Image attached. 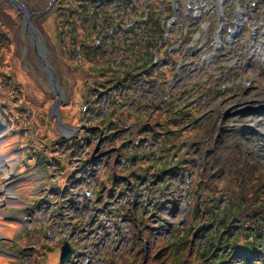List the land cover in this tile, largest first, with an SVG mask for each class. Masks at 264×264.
<instances>
[{"label": "rangeland", "instance_id": "rangeland-1", "mask_svg": "<svg viewBox=\"0 0 264 264\" xmlns=\"http://www.w3.org/2000/svg\"><path fill=\"white\" fill-rule=\"evenodd\" d=\"M14 2L30 11L28 25L37 54L23 27L24 14L10 6L7 12L19 24V36L14 41L16 35L0 26V264H59L63 242L75 250L63 264H133L135 257L137 264H146L150 254L165 263V256L177 248V255L181 253L182 244L191 252L200 250L217 225L203 228L202 238L196 229L187 231L190 221L195 225V195L204 192L198 197L201 206L217 205L218 212L227 200L223 194L215 203L218 196L210 194L211 189L198 188L206 150L199 156L193 124L214 116V108L234 90L249 103L223 106L226 116L218 120L217 132L226 121L228 130L235 131L229 146L240 145L264 168V109L258 110L264 106V0L253 11L250 0H94L101 7L94 30L89 17L77 13L63 21V13H48L50 3L44 2L46 16L39 30L33 20L40 13H33L22 0ZM236 5L246 12L244 18L238 19ZM159 21L161 36L156 30ZM233 23L240 26L231 39ZM56 26L69 31L72 27L74 34L76 26L77 42L95 32L91 49L96 53L78 57V44L71 39L66 40L68 52L60 47L49 50L45 38L53 39ZM220 26L224 31L219 34ZM28 46L39 66L28 62ZM149 50L150 55L140 60ZM49 54L57 60L80 58L84 70L72 72L57 64V77L46 60ZM39 59L52 70L61 98ZM134 67L135 76L147 72L152 79L137 80L125 72ZM86 69H93L95 77L111 71L129 74L128 86L115 87L119 81L113 75L118 74L111 73L104 80H113L107 82L109 89L90 92L86 101L87 83L92 82ZM110 91L114 92L109 95ZM193 105L198 109L192 118L183 111ZM112 108L113 116L107 119ZM127 110L137 112L127 115ZM150 111L161 114L158 122L164 123L165 133L178 132L170 134L173 147L163 142L162 128L161 134L137 136L145 131ZM169 120L176 121L174 128ZM130 125L140 131L136 138L129 139ZM86 148L87 163L79 167ZM162 163L164 169L179 166L159 178ZM132 172L137 181L133 187L127 179ZM211 244L215 255H228L224 264H264L262 248L246 256L216 246L213 239Z\"/></svg>", "mask_w": 264, "mask_h": 264}, {"label": "trees", "instance_id": "trees-1", "mask_svg": "<svg viewBox=\"0 0 264 264\" xmlns=\"http://www.w3.org/2000/svg\"><path fill=\"white\" fill-rule=\"evenodd\" d=\"M26 5L31 8L32 12H38L40 15H37L35 19L33 20L34 26L41 30L40 23L44 20L46 14L45 9L43 8L42 2L44 3H50L48 9V13H54V10H59V13H55L57 15H61V12L64 15L63 21H68L71 18H74L77 13L84 15L85 17H89V28L93 29L95 17L99 16L98 11L101 9L100 6L94 5V0H22ZM31 1H36L34 5H32ZM18 2V0H16ZM55 8V9H53ZM104 11L107 12L106 5L104 8V5L102 6ZM12 10L10 5H8L4 0H0V26L3 25L2 29L9 28L10 32L9 34L13 37L15 34L16 37H13L14 41L15 38L18 41L19 36V24L11 17V15L7 12V10ZM47 13V14H48ZM86 21V18H85ZM160 21L157 24L156 30L159 32V36L162 34V28L160 26ZM66 26L58 27L56 26L54 34L55 36L51 41L47 40L45 38V44L47 48L50 50L52 47H60L65 52H68L69 48L67 46L66 40L71 39L72 42L78 44V57H87L90 54L96 53L97 49H94L92 51V47H94L96 41H97V34H95L92 38H88L87 40H80L83 42V44L79 45V42H77V28L74 26L75 34L71 33L72 27H70V30ZM102 30H104V27L102 26ZM2 31V30H1ZM13 31V34L12 32ZM0 36H3V33L0 32ZM163 46H160L157 51L161 50L160 48ZM96 48V47H95ZM87 50H90L87 52ZM61 53V50H59ZM151 50L149 52L145 53L141 56L140 60H142L143 56H149ZM50 52V51H49ZM160 53V52H159ZM68 55L67 57H69ZM28 62L30 64H33L34 66H39V63L36 59V57L33 54L31 46H28ZM57 58L53 57L49 54V56L46 57L47 62L53 66L55 69V75L58 77V69L56 65L62 67L63 69L70 70L72 72H76L78 70H84L83 68V61L78 58L77 60L69 59V58ZM92 62V61H91ZM152 62V61H151ZM79 63V65H78ZM95 64V63H94ZM92 64V65H94ZM134 65V64H132ZM153 67V66H151ZM149 67V70L150 68ZM40 68V67H39ZM59 68V67H58ZM137 67H134L131 71H125L128 73H131L130 76L136 78L137 80H142L143 78L146 79H152L149 78L150 75H146V73H141L140 75L135 76L134 72L136 71ZM86 74L91 78L92 82L87 83V92L84 94L85 100H89L88 96H90V92H103L102 89H109L106 86L108 85L107 82H113L112 81H104L109 75H111V72L101 74L99 77H95L93 73V69L91 70H85ZM113 77L118 76V83L115 85L117 87L118 85L122 86L123 88L128 86L127 81H129V74L125 77L126 73H123L122 75L119 74L120 72H115L113 74ZM8 77V75H7ZM59 81V80H58ZM143 81V80H142ZM61 81H59L60 83ZM114 84V83H113ZM61 85V83H60ZM91 88V89H90ZM66 92V98L69 97V91L68 89H64ZM114 91L108 92L113 93ZM197 107L196 106H190L186 108L183 112L186 116H191L193 118L194 112L197 113ZM221 106H217L214 108V116L210 115L209 117H203L199 119L196 123L193 124V132L194 137L197 139V142L195 144L199 151V156L202 155L204 150L206 159L204 160L205 164V170L203 171V177L202 181L200 182L198 188L201 189V191H209L211 189L213 192H210V194H216L217 201L219 204V199L225 195L227 205L224 209H222L220 212L216 211L217 205H204L201 206V202L198 201V197L203 194L204 192H197L196 196V202L197 204L194 205L195 212L192 214V218L195 220V225L193 226V222L190 221L191 226L188 224L187 231L196 229V234H200L201 238L204 236L203 234V228H206L208 230H211L213 223L217 225L216 228H212V231L210 233L209 237L205 238V243L201 245L200 250L196 249L193 252H191L189 246L182 244L181 246V253L177 255V250L175 252H171L170 254L165 256V263L163 260L155 261V254L153 257H151V254L149 255V259L147 260L146 264H224V262L228 259V255L226 256L223 252H221L219 255H215V251L211 250L212 244L211 239H213V243L217 245H225V249L230 250L232 248L233 252H241L242 255H252L255 253L258 249H264V168L260 166V164L255 163L253 160V155L249 152L242 151L240 148V145H234L229 146L231 140L230 134H233L234 130H228L226 121H223V125L220 127L219 132L218 130V120L221 119ZM113 108L112 110H108L106 112V117L109 119V117L113 116ZM137 111L134 110H127V115L135 114ZM189 112V113H188ZM109 113V114H108ZM124 115V114H123ZM149 115V118H148ZM161 116L160 113L155 112L147 113L146 120L143 124V132H140L137 136H140L141 134L145 136L147 133H159L161 134V128L164 132L163 134V142H171V133L178 134V132L171 130V132L165 133L164 131V123L158 122L159 117ZM199 116V115H197ZM126 116H124L125 119ZM4 118V117H3ZM5 119V118H4ZM135 119V117L133 118ZM8 120V119H7ZM6 120V121H7ZM211 121H215L213 124H210ZM8 122V121H7ZM176 121L169 120L168 126L170 128H174V123ZM109 123V122H108ZM131 123V122H129ZM9 124V122H8ZM152 125V127H150ZM158 126H161L158 128ZM188 126V123L187 125ZM192 127V126H191ZM105 126H102L101 130H104ZM221 129H223L221 131ZM112 130V129H111ZM129 139L136 138V134L139 133L136 131V129L130 125L129 126ZM142 131V130H141ZM147 132V133H146ZM208 138V140H206ZM141 140V139H140ZM206 140V141H205ZM126 142V141H125ZM88 143V140L85 142ZM173 143H168L166 145L167 148L173 147ZM193 148V147H192ZM204 148V149H203ZM212 149V150H211ZM178 149H176L177 151ZM184 150V149H182ZM181 152V150H180ZM179 152V153H180ZM89 153V149L86 148V152L84 153L83 159H81L79 167H84L87 163V154ZM137 154V153H135ZM142 154H139L141 157ZM143 157V156H142ZM175 163V160L173 161ZM172 162V163H173ZM177 162V161H176ZM163 163L160 165V175H158L159 178L163 175V173L167 171H176L177 167L179 166V163L175 165V167L171 166L167 169H164L162 167ZM210 166V167H209ZM209 168V170H208ZM162 174V175H161ZM117 176V174H114ZM135 175L134 172L127 174V179L131 183V186L133 187L136 185V179L133 178ZM111 179L118 180L119 178H115L110 176ZM199 179V177L197 178ZM127 181V180H126ZM129 182L126 184L128 185ZM219 189V190H218ZM222 189V190H220ZM99 196H102L104 198V194L102 195L99 191L97 193ZM98 196V198H99ZM205 200V199H204ZM202 200V202H204ZM220 217V218H219ZM217 230V232H216ZM186 237V235H185ZM184 237V238H185ZM193 237V235H192ZM187 239L185 238L183 242H185ZM211 250V251H210ZM212 255H209L212 253ZM241 256V254H239ZM216 256V258H214ZM143 257H140V260L143 261ZM247 257H245L243 260H246ZM209 260V262H208ZM138 260L137 257L132 260L133 264H137ZM263 262V260H262Z\"/></svg>", "mask_w": 264, "mask_h": 264}, {"label": "water", "instance_id": "water-1", "mask_svg": "<svg viewBox=\"0 0 264 264\" xmlns=\"http://www.w3.org/2000/svg\"><path fill=\"white\" fill-rule=\"evenodd\" d=\"M8 5H10L14 10H19L20 12H22L24 14V20H23V27L25 28L26 33L28 34V36L30 37L32 44H33V48L35 53L37 54V49H36V39L35 36L32 34V32H30V27H29V18H30V11L28 8H23L19 5H17L14 0H4ZM40 64L44 70V72L47 74V76L50 79V84H51V88H53V91L56 93L57 91L55 90V87H57L56 82H55V76L52 72V70L45 64L47 62L44 63L43 60L39 59ZM46 61V60H45ZM57 94V93H56ZM58 95V94H57ZM60 96V95H58ZM61 98V96H60ZM55 119L56 122L58 123V126L60 129L65 130L58 118V115L55 114ZM136 156H133L131 158V161H135ZM75 254V250L73 248H71V246L67 243V242H63L62 246L60 247V252H59V264H63V263H67L70 261V256Z\"/></svg>", "mask_w": 264, "mask_h": 264}, {"label": "flooded vegetation", "instance_id": "flooded-vegetation-1", "mask_svg": "<svg viewBox=\"0 0 264 264\" xmlns=\"http://www.w3.org/2000/svg\"><path fill=\"white\" fill-rule=\"evenodd\" d=\"M240 91H236L234 90L233 93H231L230 95L226 96L223 100H221L219 102L220 106L222 107V109L220 110L221 111V114L224 116L225 115V112L224 110L229 106L231 105V107L233 106H236L238 107L239 105H242L244 103H249L248 101L244 100L243 98H241V93H239ZM229 97V98H228ZM227 98V99H226ZM227 103L226 105H224V103ZM226 106V108L223 110V108ZM261 107V106H259ZM264 107V106H262ZM261 108H258V110H260ZM255 111V110H254ZM253 112V111H252ZM247 113V112H246Z\"/></svg>", "mask_w": 264, "mask_h": 264}]
</instances>
